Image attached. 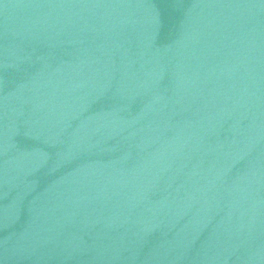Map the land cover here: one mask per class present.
Wrapping results in <instances>:
<instances>
[{
  "label": "water",
  "instance_id": "1",
  "mask_svg": "<svg viewBox=\"0 0 264 264\" xmlns=\"http://www.w3.org/2000/svg\"><path fill=\"white\" fill-rule=\"evenodd\" d=\"M0 264H264V0H0Z\"/></svg>",
  "mask_w": 264,
  "mask_h": 264
}]
</instances>
